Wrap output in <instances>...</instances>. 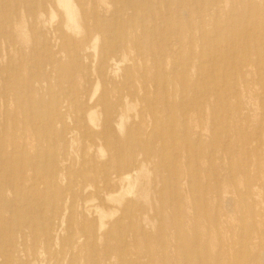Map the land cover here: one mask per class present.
I'll return each mask as SVG.
<instances>
[{"label":"rangeland","instance_id":"rangeland-1","mask_svg":"<svg viewBox=\"0 0 264 264\" xmlns=\"http://www.w3.org/2000/svg\"><path fill=\"white\" fill-rule=\"evenodd\" d=\"M72 2L0 0V264H264V0Z\"/></svg>","mask_w":264,"mask_h":264},{"label":"bare ground","instance_id":"bare-ground-1","mask_svg":"<svg viewBox=\"0 0 264 264\" xmlns=\"http://www.w3.org/2000/svg\"><path fill=\"white\" fill-rule=\"evenodd\" d=\"M59 2H60V4H61V6H62V8L65 10V14H66V17H67V22H68V24L69 25H71L72 27H75L76 26V8H75V5H74V3L72 2V0H59ZM77 3H79V2H77ZM93 9V8H92ZM145 15V14H144ZM99 18V17H98ZM100 19H102L101 17H100ZM114 19V18H113ZM115 20V19H114ZM113 26H114V24H113ZM69 30V29H68ZM97 30V29H96ZM115 32V31H114ZM109 33V32H108ZM72 34V33H71ZM114 35V34H113ZM108 37V36H107ZM114 37V36H113ZM110 38V37H109ZM109 38H107V39H109ZM111 39V38H110ZM114 39V38H113ZM109 42V41H108ZM106 43V42H105ZM109 44V43H108ZM107 46V45H106ZM116 50V49H115ZM114 50V51H115ZM118 51V50H117ZM117 51H116V53H113V54H110V55H108V56H106L105 57V59H104V62H106V63H110V62H112V64L116 67V68H118V64H119V62L121 61L120 59H119V56L117 55ZM103 52V51H102ZM119 52V51H118ZM142 61V60H141ZM177 64V63H176ZM106 70V69H105ZM115 76V75H114ZM98 89V88H97ZM123 96V95H122ZM86 99V98H85ZM9 100V99H8ZM121 102V101H120ZM123 103V102H122ZM119 104H121V103H119ZM109 111H111V110H109ZM173 112V111H172ZM94 116V115H93ZM89 118V117H88ZM194 119H195V117H194ZM80 120H81V118H80ZM166 120V119H165ZM110 121H111V117L109 116V115H107V116H105V119H104V125L105 126H108V124L110 123ZM78 124V123H77ZM107 130V129H106ZM84 131V130H83ZM17 133V132H16ZM132 143V142H131ZM32 148V147H31ZM89 153V152H88ZM133 160H134V158H133ZM132 165H134V164H132ZM135 169V168H134ZM109 171V170H108ZM130 171V170H129ZM21 173V172H20ZM104 175V174H103ZM131 177L130 176H126L123 180H126V181H129V179H130ZM104 181H105V179H104ZM119 181H121V180H119ZM132 183V182H131ZM5 184L6 185H4V189L5 190H8V191H10V192H12L13 194H19L21 191L20 190H18V189H15L13 186H11V185H9L8 184V182H5ZM84 187V186H83ZM82 188V187H81ZM255 189V188H254ZM227 191V190H226ZM224 196V195H223ZM227 196V195H226ZM66 200H67V198H66ZM67 202V204H68V201H66ZM233 202V201H232ZM66 204V207H65V209H64V211H61V215H60V217H59V219H61L62 220V223H63V216H64V214H65V212L67 211V210H69V208L71 207V205H72V203H70V204H68L67 205ZM129 206V205H128ZM56 207H58V205L56 204V201H52V206H51V210H50V212L52 213L50 216L52 217V218H55L56 217V214H57V210H56ZM93 207H94V213L96 214V219L95 220H92V222H96V224L98 225L99 224V227L98 228H103L104 226H105V224H104V222H103V220H102V217H101V214H100V212L98 211V208H100L101 207V204H98V205H93ZM129 207H131V205L129 206ZM3 208V207H2ZM7 208V207H6ZM59 208V207H58ZM131 210V209H130ZM72 211V210H71ZM102 213V212H101ZM103 214V213H102ZM112 217V216H111ZM243 219V218H242ZM243 221V220H242ZM90 224H91V222H89ZM90 224H88V225H90ZM243 224V223H242ZM50 225L51 224H49L48 225V227H50ZM47 227V228H48ZM46 228V229H47ZM118 228V227H117ZM58 229V227L56 228V230ZM262 229V228H261ZM71 230V229H70ZM60 231V230H59ZM91 231H92V228L91 227H88L87 228V232H90L91 233ZM57 232V231H56ZM46 233V235H45V238H46V240L48 241L49 240V234L47 233V232H45ZM114 235V234H113ZM243 235V233L241 232V236ZM86 236V238H93V234L91 235H89V233L87 234V235H85ZM112 236V235H111ZM74 237H75V234H71V233H68V235H67V238L66 239H64L63 240V242L64 243H66V245H71V243L74 241ZM238 237H239V235H238ZM57 238H58V235H57V237L55 238V240H56V242H57ZM10 242V241H9ZM218 242V241H217ZM58 243V242H57ZM179 243V242H178ZM217 244V243H216ZM248 245V244H247ZM58 247V246H57ZM122 252H123V250H121ZM245 252H247V251H245ZM43 254V253H42ZM109 249H106V250H104L103 251V256H104V261H109V263H110V258H109ZM263 255V254H262ZM111 257V256H110ZM40 258V257H39ZM246 258V257H245ZM73 260H75V256H73V258H72ZM121 259V258H120ZM197 259V258H196ZM82 262V261H81Z\"/></svg>","mask_w":264,"mask_h":264}]
</instances>
